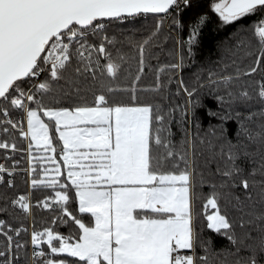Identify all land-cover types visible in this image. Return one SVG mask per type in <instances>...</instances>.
<instances>
[{
    "label": "snow or ice",
    "instance_id": "1",
    "mask_svg": "<svg viewBox=\"0 0 264 264\" xmlns=\"http://www.w3.org/2000/svg\"><path fill=\"white\" fill-rule=\"evenodd\" d=\"M0 152V264H264V0H0Z\"/></svg>",
    "mask_w": 264,
    "mask_h": 264
},
{
    "label": "trees",
    "instance_id": "2",
    "mask_svg": "<svg viewBox=\"0 0 264 264\" xmlns=\"http://www.w3.org/2000/svg\"><path fill=\"white\" fill-rule=\"evenodd\" d=\"M215 20H216V17L213 15L212 16L213 23H209L203 30L202 44H201V48L198 51V59H202L203 57H205L209 51L215 52L216 43L222 40L227 35V31H231V29H228L227 31L223 29H217L214 24ZM152 23L153 21L149 17L147 21L139 20L135 25H125V27H140L141 25H144V27L150 28ZM163 28H164V33L169 31L167 22L165 23ZM173 36H175V33H173ZM178 51H179V47L176 41H174L173 39L163 41V43L160 45V47L156 49V51L153 53V56L148 61L149 68L145 70V73L142 76V83L144 85L152 84L155 79V68H157L159 64L175 63L176 59L174 57L178 53ZM169 52H172L173 55H169ZM157 57H158V60H157ZM213 59H215V55H213ZM131 70L133 72L136 71L134 64ZM188 71L189 69L185 70V75H187ZM191 71H194V69H191ZM175 86H176L175 81H173V84H172L173 91L175 89ZM177 99L179 98L177 97ZM207 126H208V121L205 120L204 128L202 129V134H203V131L207 129ZM17 143H18L19 148L27 147L26 141L18 140ZM57 150H59V145L57 146ZM0 155H2V152H0ZM16 159L20 160L21 163L19 165L20 170L17 172L14 179L16 180V183L20 189L27 190L29 185L26 184L25 181L27 180L28 175L26 172L22 170L24 169V167H26V158H25L24 153L23 152L17 153ZM58 159H62V157H58ZM204 191H208L207 186H205ZM4 192H5V186L2 183H0V194H3ZM35 195L37 198H42L39 192L35 193ZM36 215H37V225H36L37 227H41V224H40L41 219H50V214L46 210L37 209ZM0 218H5V217L0 215ZM27 225H28L29 231H31V228H32L31 218H29ZM44 226H47V225L45 224ZM59 230L62 232L68 233L69 226L60 225ZM205 234L211 235L217 246H221L227 243L226 239L222 235L215 234L213 231H209L205 229ZM21 235L24 238H28L24 233H22Z\"/></svg>",
    "mask_w": 264,
    "mask_h": 264
},
{
    "label": "built area",
    "instance_id": "3",
    "mask_svg": "<svg viewBox=\"0 0 264 264\" xmlns=\"http://www.w3.org/2000/svg\"><path fill=\"white\" fill-rule=\"evenodd\" d=\"M25 155V154H24ZM25 158H26V156H25ZM26 167H27V160H26ZM26 167H24V168H26ZM23 170V169H22ZM25 172V171H24ZM28 175V174H27Z\"/></svg>",
    "mask_w": 264,
    "mask_h": 264
}]
</instances>
